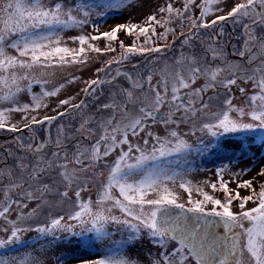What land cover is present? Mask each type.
<instances>
[{
    "label": "snow or ice",
    "instance_id": "obj_1",
    "mask_svg": "<svg viewBox=\"0 0 264 264\" xmlns=\"http://www.w3.org/2000/svg\"><path fill=\"white\" fill-rule=\"evenodd\" d=\"M131 6L0 0V129L29 134L0 149V264H264V0H164L140 23L101 30ZM121 32L131 44L100 62L83 98H59L77 79L61 74L92 53H115ZM136 55V71H125ZM51 97L56 107L41 115ZM76 113L78 126L61 123ZM208 156L221 161L215 180L194 185ZM29 232L39 249L24 240ZM145 240L146 260L129 254ZM73 242L97 254L71 255Z\"/></svg>",
    "mask_w": 264,
    "mask_h": 264
},
{
    "label": "rangeland",
    "instance_id": "obj_2",
    "mask_svg": "<svg viewBox=\"0 0 264 264\" xmlns=\"http://www.w3.org/2000/svg\"><path fill=\"white\" fill-rule=\"evenodd\" d=\"M164 3V0H132V6L126 10H124L122 13H120L118 16H116V18H109L107 20L106 23L101 25V30L102 31H106L108 30L111 26H114L117 23H128V22H132V23H140L144 17H146L149 14H152V12L160 5ZM163 29L157 27V31H162ZM177 31H179V29H177ZM77 33L74 30H70L66 33V38L68 36H73L76 35ZM169 40H171V36L168 37ZM123 41L125 45H130L132 42V37L125 35L123 32L118 34V41L113 42V47L116 48V52L115 53H107V54H103V55H98L95 53H92V59H89L85 64L83 65H76L74 67H71L68 69V72L62 73V76H69V73L71 75H74L77 77V79L66 86L65 89L62 90L59 98H66L68 96H77L78 95V99L83 98V92L81 91L82 88L85 87V81L90 80V79H94L95 75H96V70L98 68H100L101 65V61H104L106 59L109 58V56H114L117 55L120 51L119 48V42ZM97 45L101 48L104 47V45L107 43L104 40H100L96 42ZM138 43H142V38L140 41H138ZM195 48L197 51H199L200 48V43L199 41H195ZM69 46H74L71 45V43L69 42ZM187 51V49H186ZM180 52V45L176 44L175 49L170 52L168 54L169 57L171 56H177L179 55ZM229 52V51H228ZM142 57L139 55L133 56L131 61H129L125 66H124V70L125 71H129V72H135L136 69L132 68L133 64H136L138 62L142 61ZM229 59H232L229 56ZM159 66H163V62L160 63ZM103 75V74H101ZM63 82V80L61 79L60 76L57 77V83ZM120 84H126V81H124L123 79H120L117 81V85ZM39 86H34V91L39 92ZM110 92V87L108 85H105L103 88V94L100 97V102H106L107 98H108V94ZM21 102H30V97H28L26 94H22L21 97ZM46 103L49 105V107L47 109H42L40 110V114L43 115L45 112H48L49 114H51V109L56 107V104L58 103V98L56 97H51L48 98L46 100ZM91 105V101L89 102ZM85 112L89 115H91L92 113V109L91 107H89L88 109H85ZM21 116L22 114L20 113H13L11 114L10 120L12 123H18L21 122ZM80 116L81 113H76L74 115H69L67 117H65L61 123H64L65 125H74V126H78L79 124V120H80ZM21 127H22V123H21ZM44 128H41L40 126H37V131H36V135L38 137H44ZM55 132L56 129L55 127L52 128V135L53 137H55ZM14 133L7 131L6 129H0V149L2 148H6V147H14L13 141L14 138L18 135L23 134L24 136H27L28 133H20L17 135L12 136ZM212 161H215V158L212 156H208L206 158H203L201 160H197V167L201 170L194 172L190 179L193 181V184H199L200 182L204 181V180H215V169L213 167H211ZM217 161V160H216ZM226 163V161H225ZM247 164L246 163H240V164H233L232 165V169L233 171H238L239 168L242 167H246ZM255 173H252V175H254ZM226 179H228V177H225ZM244 179H249L250 176H244ZM229 187L231 188H235V184H229ZM205 191H207L209 194L214 195L218 198L223 199V193L220 192L219 190H217L216 192H213V190L211 188H205ZM177 194L183 199L186 200L187 199V193L183 192L182 189H179L177 187ZM240 194L241 195H247L248 192L245 189H241L240 190ZM193 198H198L197 194L195 192V189L193 190ZM249 207H251L252 205L249 204ZM234 210L238 211V208L235 207L234 205ZM36 233L34 232H29L26 233L24 235V240L27 241L28 245L31 246V248H35V249H39L40 247V242L35 241V237H36ZM116 239L120 238V234L117 233L116 234ZM67 247L72 248V249H76V251H74L73 253H71V255H75L77 257L79 256H88V257H94L97 253L96 252H83L81 250L78 249L77 245L75 242H73V244L68 245ZM101 247L100 245H97V248ZM151 246L148 244V242L145 240L142 243H138L136 245L135 248H129L127 251L129 252L130 255L132 256H137L139 255L140 258L142 260H146L147 254H148V250ZM25 250H30V249H21V251H25ZM153 251H155L153 249ZM0 254H8L7 250L4 249H0ZM13 255L17 254L14 250L12 252ZM72 264H75V262L73 261Z\"/></svg>",
    "mask_w": 264,
    "mask_h": 264
},
{
    "label": "trees",
    "instance_id": "obj_3",
    "mask_svg": "<svg viewBox=\"0 0 264 264\" xmlns=\"http://www.w3.org/2000/svg\"><path fill=\"white\" fill-rule=\"evenodd\" d=\"M169 54V53H168ZM27 133V132H26ZM20 134V133H19ZM17 135V134H16ZM29 135V134H28ZM44 136H46V132L44 131ZM38 137V136H37ZM221 163V161H219V160H215V161H212V166L211 167H213L214 169H215V167L217 166V165H219Z\"/></svg>",
    "mask_w": 264,
    "mask_h": 264
},
{
    "label": "water",
    "instance_id": "obj_4",
    "mask_svg": "<svg viewBox=\"0 0 264 264\" xmlns=\"http://www.w3.org/2000/svg\"><path fill=\"white\" fill-rule=\"evenodd\" d=\"M229 53H230V48L228 49ZM46 132V131H45ZM26 133V131L24 132ZM16 134H19V133H14L12 136L16 135ZM46 135H47V132H46Z\"/></svg>",
    "mask_w": 264,
    "mask_h": 264
},
{
    "label": "flooded vegetation",
    "instance_id": "obj_5",
    "mask_svg": "<svg viewBox=\"0 0 264 264\" xmlns=\"http://www.w3.org/2000/svg\"><path fill=\"white\" fill-rule=\"evenodd\" d=\"M230 27V26H229ZM229 53V52H228ZM229 56L233 59L234 57L231 56V48H230V53H229Z\"/></svg>",
    "mask_w": 264,
    "mask_h": 264
}]
</instances>
